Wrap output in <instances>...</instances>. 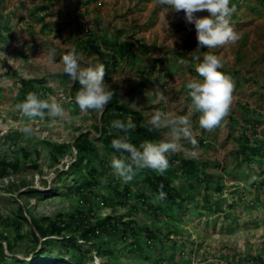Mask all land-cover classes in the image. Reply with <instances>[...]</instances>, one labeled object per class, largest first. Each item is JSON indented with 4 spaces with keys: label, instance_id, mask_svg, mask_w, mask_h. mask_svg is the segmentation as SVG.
Masks as SVG:
<instances>
[{
    "label": "rangeland",
    "instance_id": "obj_1",
    "mask_svg": "<svg viewBox=\"0 0 264 264\" xmlns=\"http://www.w3.org/2000/svg\"><path fill=\"white\" fill-rule=\"evenodd\" d=\"M89 1L0 0V163L21 165L18 171L11 170L5 176L1 175L0 165V244L6 247L8 255L29 261L38 256L44 241L34 244L32 221L43 225L45 220L71 224L70 216L82 211L93 224L109 216L124 222L134 220L142 232L128 240L121 235H103L98 240L83 242L81 232L69 230L66 238L76 239L83 264H97V260L99 264L264 262V158L259 155L249 161L240 155L244 134L253 144L264 141V3L231 0L236 6L231 26L239 40L209 49L200 56L221 57V71L234 84L227 115L209 131L200 127V113L192 107L185 87L190 80L203 79L195 71L197 33L194 24L186 21L185 11L169 12L165 19L158 0ZM42 7L49 9L43 11ZM195 15L210 14L203 10ZM97 27L110 37L121 33V40L132 42L133 51L141 59L135 63L126 59L117 71L104 77L106 86L117 91L120 102L128 104L147 124L157 112L190 117L198 141L197 155L188 154L193 146L186 139L180 141L181 148L175 153L199 166L209 164L206 176L202 173L199 179L210 183L188 179L179 163L169 164L167 171L174 186L186 199L182 211L155 198L152 203L161 204L167 213L155 217L143 210L136 195H152L143 175L137 172L125 183L111 167L115 157L95 140L94 129L101 125L105 110L82 112L73 106L78 92H72V81L59 77L64 74L62 57L73 49L70 34L80 37V30L96 31ZM103 52L104 60L97 52L89 56L80 50L78 54L83 66L105 68L112 52L105 48ZM181 52L185 57L177 58L176 54ZM49 53L53 54L51 60ZM142 83L144 91H140ZM29 93L59 103L64 115L49 117L45 111L43 118L29 120L16 107ZM158 94L165 99L159 100ZM24 126L33 128L31 136L21 131ZM159 130L161 140H166L169 130ZM83 134L90 136L96 148L89 166L103 172L101 164L106 163L108 169L93 193L87 190L78 194L75 190L87 182L89 168L86 163L82 171L69 167L76 160L74 144ZM63 146V153L56 151ZM34 165L39 169H33ZM125 186H131L133 191L126 207L107 201L115 198L116 187L122 191ZM218 187L223 188L222 193L217 191ZM50 190L53 191L47 194ZM20 206L28 210L25 220L19 216ZM146 228L161 241L148 245ZM9 239L13 254L8 252ZM50 242V255L58 257L65 253L63 256L72 264L74 251L64 250L57 238Z\"/></svg>",
    "mask_w": 264,
    "mask_h": 264
},
{
    "label": "trees",
    "instance_id": "obj_2",
    "mask_svg": "<svg viewBox=\"0 0 264 264\" xmlns=\"http://www.w3.org/2000/svg\"><path fill=\"white\" fill-rule=\"evenodd\" d=\"M97 0H90L91 2H96ZM264 2V0H263ZM48 7H42L41 10L47 11ZM97 24V23H96ZM47 28V26H44ZM62 32V29L59 30ZM81 36L76 37L75 33H71L69 39L73 45V48L76 49L77 53L82 50L86 55L91 56L94 52L99 54V58L104 60L105 52H103V48L112 52V57L110 60L105 61V77L111 75L112 72L118 70V68L125 62L126 59L133 60L135 63L137 60H141L137 53L133 51V44L130 41H122L121 33L118 35H113L110 37L108 33H104L100 31L99 28L94 30H80ZM104 34V35H102ZM139 45V43H138ZM209 49L205 46L200 48L195 56H202L207 53ZM194 56V57H195ZM177 58H184V52L177 53ZM202 59V58H201ZM190 60V59H189ZM158 62L155 61V64ZM143 73V72H142ZM59 77L63 78L66 81H72L69 76L66 74L59 75ZM72 92L77 93L81 90V85L79 82H73ZM145 84L142 83V87L140 91H144ZM113 92V97L111 101L106 105L105 111L100 118V126L95 127V140L101 142L104 148L110 152L115 158H121L122 154L117 152L111 146V141L113 139H118L121 137H127L128 142L133 145L139 146L146 142H159L161 141L160 130L151 129L147 123H143L141 117L138 116L137 112L130 108L128 104L122 103L119 101L117 91L115 89L110 90ZM41 92V91H39ZM42 95L43 90H42ZM133 93L128 92L127 95L132 96ZM27 96L23 97V101H25ZM44 97V96H43ZM22 101V102H23ZM73 106L79 107L76 102L73 103ZM115 120H121L124 123H130L135 125V128L125 133L123 131L117 130L112 127V122ZM257 144H253L247 134L243 135V143L241 146L240 155L249 161H253L254 156H259L260 159L264 158V141H257ZM74 148L77 152L76 160L71 164L69 169L72 171H82L84 169L85 163L88 166V180L79 186L75 191L78 194H83L87 190L92 192L98 187L99 178H101L102 173L107 172L108 164L102 163L101 167L104 170L100 172L99 169L90 167V163L93 161V157L96 154V148L94 142L90 139V136L87 134L81 135L74 144ZM66 150V147H58L56 149L57 152L63 153ZM29 157L28 154L25 155ZM169 164H173L177 162L182 167V173L188 179H196L199 182H203L205 185H208L210 182L207 179L200 180L199 175L204 174L206 176V172L209 169L210 165L207 163H203L199 166L194 160H186L182 159L177 153H168ZM255 159V158H254ZM2 171L1 175L5 176L9 171H18L21 167L19 162H7L3 161L0 163ZM33 169H39L37 165L32 166ZM140 174L144 177V184L148 187L151 192V196L147 193L138 192L136 195L138 201L141 203L143 210L146 212L158 217L159 215L166 212V210L161 206V204H168L172 208H177L179 210H183L185 204V196L183 192L178 190L173 183L172 176L169 171H165L164 174H159L158 172L151 169H144L139 171ZM66 175V173L62 174ZM54 190V189H53ZM53 190L47 192V194L51 193ZM163 191L165 195L163 198L160 196V192ZM217 191L219 193L223 192L222 187H218ZM29 193H35L34 191H30ZM133 195V191L131 186L123 187V190L120 191L118 187L115 188V198L107 199V201L111 203L117 202L118 205L122 207H126L130 201V198ZM22 196V195H21ZM152 198H155L159 201L160 206H155L152 203ZM137 210V209H135ZM19 216L21 219L25 220L24 215L28 213V210L20 206L18 210ZM167 213V212H166ZM71 224L62 221H53V220H45L46 224H42L37 221H32L31 226L33 227V231L31 233L32 239L35 245H38L41 239L44 241L40 244V251L38 256L32 258L29 261L19 260L13 256L7 254L6 247L0 244V264H69L66 257L63 256L65 253H61L58 257H52L48 252L50 241L53 238H57L60 241L61 246L64 250L70 251L71 249L74 251V254L71 256L72 264H83V255L81 253L80 246L77 245L76 239L66 238V233L69 230H78L81 232L80 239L83 242H90L94 240H98L103 235H121L124 240H128L129 237H138L142 232L137 227V223L134 220H130L128 222L122 221L120 218L109 216L105 218V220L97 222L93 224L89 217H87L82 211L77 212V214L70 216ZM17 223V222H16ZM19 224V223H18ZM146 242L148 245H152L155 242H160L161 239L158 235H156L151 229L146 228L144 230ZM16 240H18L16 238ZM12 241L8 240V252L13 254ZM79 254V256H77ZM48 255L45 259L44 256ZM174 259V256L172 255ZM260 264H264V262H260Z\"/></svg>",
    "mask_w": 264,
    "mask_h": 264
},
{
    "label": "clouds",
    "instance_id": "obj_3",
    "mask_svg": "<svg viewBox=\"0 0 264 264\" xmlns=\"http://www.w3.org/2000/svg\"><path fill=\"white\" fill-rule=\"evenodd\" d=\"M161 12L167 19L169 12L185 11V19L189 24H194L197 33L198 49L207 47L215 49L229 43H236L239 35L231 26L232 15L236 12L235 4L231 0H158ZM207 10L208 16H197L195 13ZM196 51V52H197ZM52 53H49L51 60ZM195 71L202 80H190L185 87L191 97L192 107L200 113L199 125L206 130H212L220 124L227 115L232 103L234 84L225 75L222 58L217 55L206 54L196 56ZM185 63V61H181ZM63 73L73 82H79L81 90L75 96V102L82 112L95 110L102 113L106 105L111 101L113 92L110 91L104 81L105 68L103 65L83 66L81 57L73 48L62 57ZM159 100H164L162 94H158ZM17 109L29 120L43 118L45 111L49 117H62L64 109L59 103L41 99L37 94L29 93ZM148 125L151 129H168V138L159 142L146 141L139 148L128 142L127 137L113 139L111 146L122 154L121 158H113L111 167L114 174L123 179L125 183L130 181L137 172L151 169L159 174H164L169 168L168 153H174L181 148L180 141L188 140L193 146L188 153L192 157L197 155L195 149L198 141L193 134L192 123L187 115L157 112L152 116ZM112 127L125 133L135 128L132 123H124L121 120L112 122ZM21 131L26 136L33 134V128L24 126ZM165 193L160 192L161 198ZM30 259V258H29ZM97 264L99 261L97 260Z\"/></svg>",
    "mask_w": 264,
    "mask_h": 264
},
{
    "label": "crops",
    "instance_id": "obj_4",
    "mask_svg": "<svg viewBox=\"0 0 264 264\" xmlns=\"http://www.w3.org/2000/svg\"><path fill=\"white\" fill-rule=\"evenodd\" d=\"M261 3H264L263 0L260 1Z\"/></svg>",
    "mask_w": 264,
    "mask_h": 264
}]
</instances>
